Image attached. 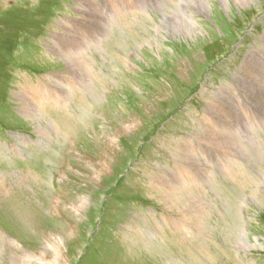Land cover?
Segmentation results:
<instances>
[{
    "label": "rangeland",
    "instance_id": "rangeland-1",
    "mask_svg": "<svg viewBox=\"0 0 264 264\" xmlns=\"http://www.w3.org/2000/svg\"><path fill=\"white\" fill-rule=\"evenodd\" d=\"M171 2L81 132L38 101L128 0H0V264H264V0Z\"/></svg>",
    "mask_w": 264,
    "mask_h": 264
},
{
    "label": "clouds",
    "instance_id": "clouds-1",
    "mask_svg": "<svg viewBox=\"0 0 264 264\" xmlns=\"http://www.w3.org/2000/svg\"><path fill=\"white\" fill-rule=\"evenodd\" d=\"M173 12L171 0H155V3L153 0H128L126 6L114 5L107 18L106 34L72 57L84 66L88 80L83 87L69 86L67 97L45 92L38 101L41 122H51L55 130L63 123L81 132H86L88 125H95L100 108L95 102L98 90L108 87L114 78L123 82L122 74L127 71L124 64L126 52L142 45L145 40L155 45L170 38ZM116 65L119 68L114 72ZM40 82L39 79L37 84Z\"/></svg>",
    "mask_w": 264,
    "mask_h": 264
},
{
    "label": "bare ground",
    "instance_id": "bare-ground-1",
    "mask_svg": "<svg viewBox=\"0 0 264 264\" xmlns=\"http://www.w3.org/2000/svg\"><path fill=\"white\" fill-rule=\"evenodd\" d=\"M219 1V0H218ZM225 2H226V0H224ZM235 2H242V1H246V0H234ZM85 3V2H84ZM96 3V2H95ZM99 3V2H98ZM203 0H199V4L203 7ZM103 4V3H102ZM93 7V6H92ZM97 7V6H96ZM223 7V6H222ZM221 7V8H222ZM97 8H99V7H97ZM224 8V7H223ZM100 10V9H99ZM98 10V11H99ZM80 11V10H79ZM94 11V10H93ZM92 11V12H93ZM100 12V11H99ZM179 13H180V11H178ZM176 13V12H175ZM183 15H185V14H183ZM193 16V15H192ZM191 15L190 16H187V20L185 19V20H183V19H178V18H176V21H175V25L176 24H178L179 26H181L182 28H183V26H184V30L187 32V33H189V34H194V32H193V28H192V26H195V24H194V19H193V17H192ZM174 17V16H173ZM178 17V16H177ZM184 18V17H183ZM94 19V18H93ZM175 20V19H174ZM102 21V20H101ZM189 21V22H188ZM98 22V21H97ZM98 23H100V22H98ZM185 23V24H184ZM177 26V25H176ZM82 32V31H81ZM105 32V31H104ZM71 36V35H70ZM73 37V36H72ZM58 45V44H57ZM80 46V45H79ZM87 46V45H86ZM60 47V46H59ZM66 50V49H65ZM67 50H69V47H68V49ZM76 51V50H75ZM252 52V51H251ZM64 56V55H63ZM72 57V56H71ZM69 58V57H68ZM71 59V58H70ZM182 63V62H181ZM242 67V66H241ZM238 69V68H237ZM76 70V69H75ZM78 70V69H77ZM74 73V72H73ZM76 73V72H75ZM241 73V72H240ZM251 73V72H250ZM251 75V74H250ZM63 77V76H62ZM77 77V76H76ZM85 77V76H84ZM71 78H73V77H71ZM88 78V77H87ZM244 78V77H243ZM246 78V77H245ZM244 78V79H245ZM240 79V78H239ZM88 80V79H87ZM85 81V80H84ZM243 81H245V80H243ZM75 82V81H74ZM246 82V81H245ZM68 83V82H67ZM80 84V83H79ZM64 85V84H63ZM62 85V86H63ZM77 85V84H76ZM259 86V85H258ZM60 87H61V84H60ZM67 87V86H66ZM247 87H249V86H247ZM51 91V90H50ZM62 92V91H61ZM60 92V93H61ZM60 93H58V94H60ZM54 94V93H53ZM252 94V93H251ZM253 94H254V92H253ZM23 95V94H22ZM264 96V95H263ZM24 97V96H23ZM254 97V96H253ZM33 100V99H32ZM22 103V102H21ZM26 104V103H25ZM30 104V103H29ZM35 105V104H34ZM233 107V106H232ZM19 111H21V110H19ZM26 111V110H25ZM231 111V110H230ZM22 112V111H21ZM23 115V114H22ZM204 123V122H203ZM202 123V124H203ZM217 124H218V122H217ZM217 124L213 121L212 122V128L213 129H215L216 127H217ZM53 126V125H52ZM203 126V125H202ZM219 126V125H218ZM222 127V126H221ZM212 129V130H213ZM204 131V130H203ZM209 131V130H208ZM234 132H235V130H234ZM44 134V133H43ZM201 134V133H200ZM229 134V133H228ZM232 135L234 136L235 134H233L232 133ZM199 136V135H198ZM225 136V135H224ZM226 138V137H225ZM21 139V138H20ZM218 141V140H217ZM187 146H186V148H185V152L186 153H189L190 152V147H189V142L187 141ZM19 144V143H18ZM26 144V143H25ZM208 145V144H207ZM216 145V144H215ZM208 147V146H207ZM222 147V146H221ZM199 150V149H198ZM217 152V151H216ZM4 155V154H3ZM235 157V156H234ZM5 159V158H4ZM178 162V161H177ZM232 164V163H231ZM195 165V164H194ZM200 166V165H199ZM192 167V166H191ZM186 171V170H185ZM202 174V173H201ZM193 175H195V174H193ZM171 176V175H170ZM162 178V177H161ZM166 178V177H165ZM186 178V177H185ZM162 180V179H161ZM191 180V179H190ZM211 180V179H210ZM172 181V180H171ZM176 181V180H175ZM182 185V184H181ZM162 186V185H161ZM177 188V187H176ZM180 188V187H179ZM214 189V188H213ZM184 192V191H183ZM190 192V191H189ZM172 193V192H171ZM177 193V192H176ZM180 193H182V192H180ZM181 197V196H180ZM170 198H172V197H170ZM177 201V200H176ZM172 202V201H171ZM202 202V201H201ZM178 205V204H177ZM175 207V206H174ZM176 209H177V207H176ZM184 212V211H183ZM136 217V216H135ZM137 218V217H136ZM184 218V217H183ZM158 229V228H157ZM196 229V228H195ZM147 231V230H146ZM181 231V230H180ZM239 232H241V231H239ZM238 232V233H239ZM183 234V233H182ZM147 235V234H146ZM0 240H1V237H0ZM246 240V239H245ZM244 240V241H245ZM147 242V241H146ZM150 242V241H149ZM14 244V246H16L17 248H21V247H19L17 244H15V243H13ZM244 245V244H243ZM250 245V244H249ZM255 245H257V246H259V247H261V244L260 243H256ZM255 245H253V246H255ZM9 246V245H8ZM244 248H245V246H244ZM252 248V247H251ZM22 250V249H21ZM24 256V255H23ZM27 256V255H26ZM28 257V256H27ZM43 258V256H40L38 259H36V261L39 263V264H42V261H41V259ZM23 259H25V257H23ZM28 262H30V259H29V261ZM31 264V263H30ZM45 264H52V263H46L45 262ZM61 264V263H60Z\"/></svg>",
    "mask_w": 264,
    "mask_h": 264
}]
</instances>
